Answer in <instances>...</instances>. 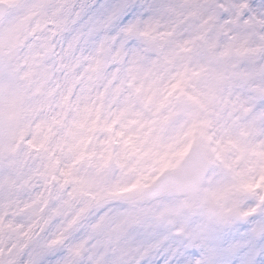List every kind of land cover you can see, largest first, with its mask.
<instances>
[{"label": "rangeland", "instance_id": "obj_1", "mask_svg": "<svg viewBox=\"0 0 264 264\" xmlns=\"http://www.w3.org/2000/svg\"><path fill=\"white\" fill-rule=\"evenodd\" d=\"M4 1L0 207L37 187L72 185L76 199L109 205L104 229L113 238L135 226L199 234L231 220L241 182L264 169V112L249 116L255 95L236 90L198 34L178 31L190 13L151 18L149 34L125 47L87 31L65 39L70 0ZM251 88L261 94L259 84ZM193 145L210 164L199 192L138 201Z\"/></svg>", "mask_w": 264, "mask_h": 264}, {"label": "snow or ice", "instance_id": "obj_2", "mask_svg": "<svg viewBox=\"0 0 264 264\" xmlns=\"http://www.w3.org/2000/svg\"><path fill=\"white\" fill-rule=\"evenodd\" d=\"M68 8L72 25L79 24L70 33L115 36L125 47L149 34L151 18L190 13L177 20L178 31L198 34L234 74L236 90L255 95L249 116L264 112V0H70ZM245 187L252 191L257 183ZM75 201L73 190L37 187L0 207V264H264V192L253 191L227 224L199 234L135 226L120 238L106 235V213L86 222L94 206L70 213Z\"/></svg>", "mask_w": 264, "mask_h": 264}, {"label": "water", "instance_id": "obj_3", "mask_svg": "<svg viewBox=\"0 0 264 264\" xmlns=\"http://www.w3.org/2000/svg\"><path fill=\"white\" fill-rule=\"evenodd\" d=\"M3 16L4 10H0V19H2ZM207 167V161L202 156L198 147H195L183 163L180 170L163 176L151 190L140 196L139 201L162 193L169 189L170 185H172L179 193L185 194L190 192L194 194L198 191V187L204 178Z\"/></svg>", "mask_w": 264, "mask_h": 264}, {"label": "clouds", "instance_id": "obj_4", "mask_svg": "<svg viewBox=\"0 0 264 264\" xmlns=\"http://www.w3.org/2000/svg\"><path fill=\"white\" fill-rule=\"evenodd\" d=\"M79 28V24L73 25V29ZM71 33L66 34L65 39H68L70 37ZM101 34H97L96 39L99 38ZM114 67V66H111ZM111 70V68H110ZM264 169L257 168L256 170L252 171L249 173L248 176L244 178V180L241 182L238 190L234 193V199L238 202V206L233 212H229L228 215L232 218L235 216L236 212L240 210L241 205L245 204L246 201L249 200L251 197L253 191H259V192H264ZM249 182L252 183H257V189L250 191L248 188L245 187L246 184ZM73 186L72 185H67L64 188L65 193L72 191ZM84 200L81 199H76L74 202L73 206L68 210L70 213H74L79 210L80 207L84 205ZM109 205H101L99 207H93L91 211V216L89 217L88 221L90 222L92 219H95L99 215H103L106 213ZM226 207H231V201L226 203Z\"/></svg>", "mask_w": 264, "mask_h": 264}]
</instances>
